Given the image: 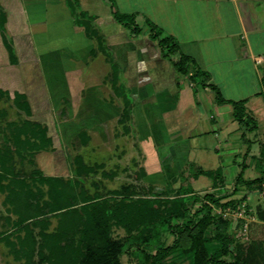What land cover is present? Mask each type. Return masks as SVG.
Instances as JSON below:
<instances>
[{
	"label": "crops",
	"instance_id": "0c3cea01",
	"mask_svg": "<svg viewBox=\"0 0 264 264\" xmlns=\"http://www.w3.org/2000/svg\"><path fill=\"white\" fill-rule=\"evenodd\" d=\"M112 1L116 10L138 12L142 22L144 15L172 35L180 51L209 73L208 83L216 85L224 98L245 99V110L256 127L244 131L233 118L231 105L216 103L214 91L190 78V72L178 73L146 31L134 35L120 25L110 0H101L108 10L100 0H77L79 8L93 17L107 54L96 34L73 21L65 0H0L12 46L10 56L0 34V73L11 71V84L26 93L30 114L35 98L48 106L54 98L75 103L59 122L61 135L74 132L80 145L89 140L98 154L104 147L113 154L107 163H128L124 139L132 134L138 153L133 162L144 170L145 181L151 174L162 175L161 163H181L173 180H161L174 187L182 178L190 184L203 175H194L198 167L219 169L216 186L213 177L205 175L210 181L199 188L190 184L191 192L213 191L221 202L241 199L255 213L258 206L264 209V0ZM110 60L117 66L116 78ZM37 68L42 80L31 74L27 83L19 82V72L29 75ZM209 104L213 112L206 108ZM164 121L171 125L169 140L163 137ZM41 123L51 136L49 124ZM150 126L156 130L150 131ZM118 136L121 147L116 149ZM202 153L218 164L195 165L204 161ZM185 168L190 170L184 173ZM239 172L241 180L235 182ZM256 216L250 236L253 233L251 239L261 240L264 247V219Z\"/></svg>",
	"mask_w": 264,
	"mask_h": 264
},
{
	"label": "trees",
	"instance_id": "16d2710c",
	"mask_svg": "<svg viewBox=\"0 0 264 264\" xmlns=\"http://www.w3.org/2000/svg\"><path fill=\"white\" fill-rule=\"evenodd\" d=\"M65 1L73 21L96 34L93 17L79 8L77 0ZM110 1L112 15L120 25L134 35L143 31L138 23V12H120ZM4 21L5 14L0 6V34L12 56ZM143 25L148 37L156 41L162 56L171 60L178 73L190 72V78L214 91L216 103L230 104L233 118L244 127V131L256 127L255 119L245 110V99L224 98L216 85L208 83L209 73L201 69L191 56L180 51L172 35L164 33L144 15ZM96 36L100 49L107 54L103 36ZM110 62L116 78L117 66L112 60ZM261 83L264 89V73ZM7 94L0 88V98ZM14 94L17 98L22 97L16 91ZM17 101L16 106L30 114L28 102ZM6 128L8 133L4 140L7 148H0V191H6L4 200L16 216L12 231H23L24 234L16 235V250L7 233L1 230L0 240L8 242L16 255L24 259L21 264H122L121 254L131 259L130 264H264L263 242L256 239L235 241L233 231L228 230L230 220L213 213L212 206L229 202H221L215 192L196 195L189 185H185L174 195L172 185L167 184L165 194L151 190L137 195L127 185L110 189L106 194L97 190L91 193L79 177L88 176L101 165L86 164L79 154L73 157L74 176L44 174L37 167L30 174L21 173L10 166L12 153L20 160L33 163L32 156L50 146L51 138L46 126L31 119L8 122ZM219 173V169L198 167L194 175L203 174L215 180ZM240 180L241 172L235 182ZM196 202L198 204L193 206ZM256 213L264 219V209L258 206ZM52 218H55L56 225L48 230ZM113 225L122 226L127 233L121 245L111 240ZM34 227H38L39 240L33 234ZM164 234L172 236L170 243L163 241ZM35 250L40 256L38 263L32 260ZM225 256L229 258L225 259Z\"/></svg>",
	"mask_w": 264,
	"mask_h": 264
},
{
	"label": "rangeland",
	"instance_id": "374dc122",
	"mask_svg": "<svg viewBox=\"0 0 264 264\" xmlns=\"http://www.w3.org/2000/svg\"><path fill=\"white\" fill-rule=\"evenodd\" d=\"M99 1V0H98ZM106 3V2H105ZM101 4V0H100ZM102 8L105 10H108L107 3L104 5L101 4ZM103 9V10H104ZM109 12V11H108ZM111 17V16H110ZM112 19V17H111ZM115 23L114 19H112ZM138 23L142 25V32L146 31V27L143 25L142 19L138 18ZM33 69V67H32ZM11 71H4L0 73V85H2V90L7 91V96H3L0 98V148H7L4 140V136H7L8 129L6 128V125L8 122H21L24 119H31V120H39L41 122H47L49 124V130L51 133V144L48 146L45 150L39 151L35 153L33 158V163L27 161L26 159L20 160L19 157L12 153V159L9 161L10 166H13L14 170H18L21 173L30 174V172L35 168H39L44 174H53V175H61L64 177L68 176H74V163H73V157L77 154L82 156L83 161L86 164H100L101 166L96 167L94 172H90L88 176L86 177H79V179L82 181L84 187L91 193H93L95 190H97L101 194H106L108 190L110 189H120L123 186H128L132 193H137V195H143L146 193H149V191L153 190L155 192H158L159 194H165V187L166 183H162V181L167 180H173L176 176V172L181 169V163H161V176H154L149 175V177L146 178V181L144 179L143 169L140 168L139 163H134L133 161L138 158V153L136 151L135 146V138L131 135L128 137H125L124 143L125 146L128 147V155L127 160L128 163H107L108 159H112L111 154H107L108 151L103 147L101 148V156L102 158H96L97 155V147L94 146V144L90 143L89 140H87L86 144L80 145V143L75 138V133L70 137H65L64 134L61 135L59 131V122L65 117L68 116L73 110L72 107L75 106V103L72 105L67 104L68 102L63 99L54 98L51 101V104L48 106L47 104H43L40 101H38V98L32 99V109L33 114H28L18 108L16 106V100L18 99V103H23V100L28 101L26 93L18 92L14 89L13 85L11 84V79L13 75H10ZM26 73L19 72V82L21 79H23V83H27L28 80L31 79L30 75L32 74L34 80H42V72L41 69L37 68L36 71L30 70L29 75H25ZM74 76L78 77L79 73H72ZM25 75V76H24ZM80 77V76H79ZM84 78V77H83ZM82 78V79H83ZM80 79V78H79ZM19 90H22V88L19 87ZM26 90V89H25ZM18 92L22 95V97H16L14 92ZM78 91V89H77ZM77 99V98H76ZM29 104V101H28ZM30 106V104H29ZM48 106V108H47ZM205 106V105H204ZM210 108L213 112V108L211 104L206 105V108ZM45 112V114H44ZM38 121V122H39ZM122 121V120H120ZM39 122L40 124H42ZM62 122V121H61ZM129 123V122H127ZM119 127L121 125L118 124ZM170 127L169 123L164 121L162 130L164 133V139L169 140L170 139ZM131 126H129V130L131 131ZM120 129V128H119ZM128 129L126 131H128ZM156 129L153 126H150V131L154 132ZM65 138V139H64ZM115 139H119V143L116 144V149H119L120 146V138L114 137ZM123 141H121L122 144ZM171 143V142H169ZM207 153H202L203 156V162L202 163H195L197 166H202L203 168H213L218 163H210L211 158L210 156H206ZM122 158V157H121ZM99 159V160H96ZM103 159V160H102ZM61 161L62 163H59ZM100 163H97V162ZM102 161V163H101ZM190 170L186 169L184 170V173H186ZM112 172V173H111ZM110 173V174H109ZM160 174V173H159ZM164 176V177H163ZM161 177V178H160ZM183 177V176H182ZM162 180V181H161ZM181 183L176 184V186H172L175 192L174 195L178 194L179 187L185 186V185H192L194 188H199L200 186L207 183V181H210V179L205 175H199L197 179H194L190 182L186 180V178L180 179ZM178 192V193H177ZM203 193L196 194V195H202ZM6 195V191H0V230L2 232L7 233L8 240L14 243V249L16 250L18 248V240L16 238V235L22 236L24 234L23 231H12L13 225L12 221L15 219V214L11 211L10 206L8 203L5 202L4 198ZM253 195H250L252 198ZM198 202L194 203L193 206L197 205ZM234 204V203H231ZM229 204V205H231ZM216 206V205H214ZM249 206V205H248ZM252 210V209H251ZM253 211V210H252ZM253 213L256 215V213L253 211ZM215 214V213H214ZM217 215V214H216ZM257 217V216H256ZM56 225L55 218L51 219V224L48 227V230H52L53 227ZM250 226V225H249ZM229 231H232V227L228 229ZM261 236H264L263 232L261 231ZM33 234L37 240L40 239L38 235V227H34ZM253 235V233H252ZM251 235V236H252ZM127 236V233L125 229L122 226H116L113 225L111 228V240L118 245H121ZM250 236L249 232V240L252 238ZM235 238V241L241 243L243 241L239 240L238 238ZM172 240V236L169 234L163 235V241L165 243H170ZM248 241V240H247ZM11 245L8 242H5L3 240H0V264H21L23 262V258H19L16 255L15 250L13 251L12 248H10ZM44 254H46V250L44 251ZM32 260H34L36 263L40 262V256L38 251H34L32 255ZM225 259H228V256L224 257ZM134 261V259H132ZM120 261L122 264H130L131 259L125 255H120ZM181 264H185V262H181Z\"/></svg>",
	"mask_w": 264,
	"mask_h": 264
},
{
	"label": "built area",
	"instance_id": "2783aa9c",
	"mask_svg": "<svg viewBox=\"0 0 264 264\" xmlns=\"http://www.w3.org/2000/svg\"><path fill=\"white\" fill-rule=\"evenodd\" d=\"M212 210L213 213L230 220L236 238L243 242L249 240V225L255 221V215L245 200L239 199L231 205L212 206Z\"/></svg>",
	"mask_w": 264,
	"mask_h": 264
}]
</instances>
